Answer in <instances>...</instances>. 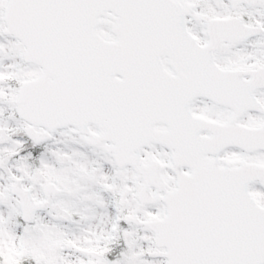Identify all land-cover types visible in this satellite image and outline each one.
Returning a JSON list of instances; mask_svg holds the SVG:
<instances>
[{
	"label": "snow or ice",
	"instance_id": "obj_1",
	"mask_svg": "<svg viewBox=\"0 0 264 264\" xmlns=\"http://www.w3.org/2000/svg\"><path fill=\"white\" fill-rule=\"evenodd\" d=\"M0 264H264V0H0Z\"/></svg>",
	"mask_w": 264,
	"mask_h": 264
}]
</instances>
